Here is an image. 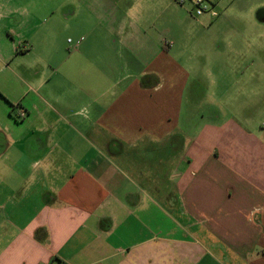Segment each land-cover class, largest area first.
<instances>
[{
  "label": "crops",
  "instance_id": "obj_1",
  "mask_svg": "<svg viewBox=\"0 0 264 264\" xmlns=\"http://www.w3.org/2000/svg\"><path fill=\"white\" fill-rule=\"evenodd\" d=\"M79 4L88 16L66 62L14 65L35 50L20 31L37 18L0 0V264H264V119L202 113L193 141L168 142L184 131L169 109L178 80L106 61L116 48L88 43L99 29ZM256 82L260 102L264 80L243 84Z\"/></svg>",
  "mask_w": 264,
  "mask_h": 264
},
{
  "label": "rangeland",
  "instance_id": "obj_2",
  "mask_svg": "<svg viewBox=\"0 0 264 264\" xmlns=\"http://www.w3.org/2000/svg\"><path fill=\"white\" fill-rule=\"evenodd\" d=\"M23 1L27 12L35 14L37 20H26L20 31L26 38L21 41L30 38L35 50L28 55L16 52L9 61L14 65L66 62L81 41V26L76 28V20L88 16L79 4L82 0ZM73 1L78 16H64L68 13L64 9ZM115 1L89 0L94 17H89L90 27L99 30L88 43L96 45L100 41L101 46L115 47L114 57L107 52L106 61L133 60L137 66L132 71L140 80L148 83L153 80L155 84L166 79L178 80V85L169 87L172 91L169 109L179 110L185 132L172 133L168 142L181 141L183 147L184 141H193L202 113L208 118L211 111H233L253 124L264 119V98L257 102L250 97L258 82L248 85L249 90L243 84L249 79L264 80V0H220V15L216 19L196 17L189 6H180L175 0H118L119 6H115ZM33 25L37 26L36 31ZM161 47L165 49L163 57L147 66L157 58V49ZM129 48L139 63L128 52ZM126 74L124 70L123 76ZM107 77L106 88L114 77L110 68ZM153 147L155 157L162 156L156 143ZM174 155L170 154L172 168Z\"/></svg>",
  "mask_w": 264,
  "mask_h": 264
},
{
  "label": "built area",
  "instance_id": "obj_3",
  "mask_svg": "<svg viewBox=\"0 0 264 264\" xmlns=\"http://www.w3.org/2000/svg\"><path fill=\"white\" fill-rule=\"evenodd\" d=\"M180 6H189L196 17L216 19L220 15V0H175Z\"/></svg>",
  "mask_w": 264,
  "mask_h": 264
}]
</instances>
